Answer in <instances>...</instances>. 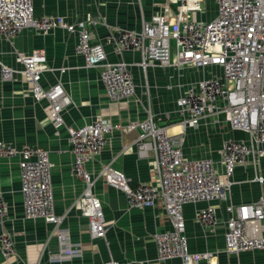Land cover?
Listing matches in <instances>:
<instances>
[{
  "label": "built area",
  "instance_id": "built-area-1",
  "mask_svg": "<svg viewBox=\"0 0 264 264\" xmlns=\"http://www.w3.org/2000/svg\"><path fill=\"white\" fill-rule=\"evenodd\" d=\"M216 14L210 21H197L193 14L200 11L197 0H181L178 12L168 9L144 21L140 31L118 29L106 43L116 54L139 52L143 71L150 66L216 67L219 73L190 84L176 101L177 125L182 129L196 128L214 117L231 130L247 135L245 141H223L218 161L209 158L187 160L183 153V133L171 135L169 126L158 125L149 116L144 121H131L125 127L112 125L101 118L91 124L67 127L73 156L72 175L84 189L74 207L87 219L92 239L106 234L103 209L94 195V178L86 172L85 163L98 156L107 136L115 130L137 132L134 144L140 158L154 157V181L131 186L126 177L106 165L100 176L105 183L120 191L130 209L154 206L160 199L170 224V230L154 235L158 264H211L210 253L190 252L185 235L183 207L205 204L196 212V221L206 232L219 225L214 203H226L234 185L237 169L254 170L250 182L264 184V174L258 167L264 159V0H214ZM166 8V7H165ZM94 21L74 24L60 16L35 17L33 0H0V38L10 40L24 30L43 35L62 30L77 38L74 51L84 60L85 67L99 69V79L110 101L119 102L135 94V85L124 62L109 63L102 44H93L90 27ZM173 42V47L171 45ZM19 72L30 85L36 101L48 103V117L54 127L64 125L62 112L69 99L61 87L43 89L41 75L49 71L42 55L17 53ZM63 72V69L61 70ZM14 71L1 66L3 81L11 79ZM169 120V117H168ZM19 158L20 193L24 217L52 224L60 245L57 260H70L78 254L70 245L68 235L59 230L63 216L54 212L51 175L53 165L48 152L31 146L19 148L0 142V158ZM216 164L222 168L220 175ZM248 182V181H246ZM224 249L229 255L245 252L264 253V196L252 204L225 206ZM8 207L0 192V222ZM0 254L7 261L15 254L12 236L0 232ZM102 264H120L109 259Z\"/></svg>",
  "mask_w": 264,
  "mask_h": 264
},
{
  "label": "crops",
  "instance_id": "crops-1",
  "mask_svg": "<svg viewBox=\"0 0 264 264\" xmlns=\"http://www.w3.org/2000/svg\"><path fill=\"white\" fill-rule=\"evenodd\" d=\"M197 1L200 11L193 14V19L203 22L213 19L215 1ZM180 3L181 0H33L37 18L60 16L70 24L80 21L96 23L90 27L91 42L104 46L107 62L129 65L135 85V94L119 102L110 101L106 96L99 69L85 67L83 58L76 55L77 38L74 34L55 30L43 35L27 29L10 40L0 38V69L3 65L14 71L7 81L0 77V142L48 152L53 165L54 212L63 216L58 229L68 235L72 249L78 252L70 260H57L60 245L54 226L43 220L24 217L19 158H0V192L8 207L7 217L0 222V232L8 231L15 247V254L7 261L0 254V264H102L109 259L120 264H158L154 235L171 228L161 200L157 199L150 208L130 209L125 196L108 186L100 176L103 167L110 165L133 187L152 183L154 157H138L134 144L137 132L115 130L107 136L100 154L85 163L86 172L94 178L93 193L101 202L106 227L104 238L92 239L87 219L74 207L84 185L72 175L73 156L67 127H83L97 118L125 127L131 121H144L151 116L158 125L169 126L171 135L183 133L185 159L209 158L216 162L223 141L248 139L247 135L231 130L227 124L216 123L214 117L183 132L176 123L177 99L190 84L219 73L218 68L150 66L143 71L136 66L141 61L139 52L116 54L106 43L118 29L140 31L144 21L164 10L175 15ZM33 51L42 55L44 65L50 69L41 75V87L47 89L61 85L69 99L62 112L64 125L57 130L49 120L48 103L33 98L30 85L19 73L23 67L16 61V54ZM216 169L221 175L222 168L216 164ZM258 169L264 174V159L259 161ZM253 176L251 167L236 170L228 201L213 204L219 225L211 233L204 231L196 221L197 210L205 204L184 205L185 235L190 252L210 253L211 264H264L263 252L229 255L224 249L225 206L252 204L264 196V184L250 182Z\"/></svg>",
  "mask_w": 264,
  "mask_h": 264
},
{
  "label": "rangeland",
  "instance_id": "rangeland-1",
  "mask_svg": "<svg viewBox=\"0 0 264 264\" xmlns=\"http://www.w3.org/2000/svg\"><path fill=\"white\" fill-rule=\"evenodd\" d=\"M171 45H172V47H173V42H171Z\"/></svg>",
  "mask_w": 264,
  "mask_h": 264
}]
</instances>
